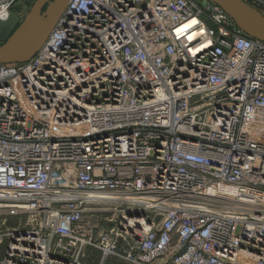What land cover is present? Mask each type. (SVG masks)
I'll list each match as a JSON object with an SVG mask.
<instances>
[{
	"label": "built area",
	"instance_id": "1",
	"mask_svg": "<svg viewBox=\"0 0 264 264\" xmlns=\"http://www.w3.org/2000/svg\"><path fill=\"white\" fill-rule=\"evenodd\" d=\"M89 248L264 264V41L212 0H70L34 57L0 64V264Z\"/></svg>",
	"mask_w": 264,
	"mask_h": 264
},
{
	"label": "water",
	"instance_id": "2",
	"mask_svg": "<svg viewBox=\"0 0 264 264\" xmlns=\"http://www.w3.org/2000/svg\"><path fill=\"white\" fill-rule=\"evenodd\" d=\"M247 35L264 41V14L244 0H212ZM70 0H18L0 19V64L30 60L48 40ZM22 10V11H20Z\"/></svg>",
	"mask_w": 264,
	"mask_h": 264
},
{
	"label": "rangeland",
	"instance_id": "3",
	"mask_svg": "<svg viewBox=\"0 0 264 264\" xmlns=\"http://www.w3.org/2000/svg\"><path fill=\"white\" fill-rule=\"evenodd\" d=\"M29 1V2H28ZM27 1V4L28 5H31L33 3L34 0H28ZM90 209H95L97 208L95 205H90L89 206ZM88 215L93 219L94 218V214L93 212H89ZM107 216V215H106ZM100 227H103V228H111L112 227V224L110 222H100ZM96 235V234H95ZM97 237V235H96ZM86 262L87 264H99V261L102 257V252L99 251V250H93V249H88L87 250V253H86ZM107 264H128L126 261L120 259V258H117L115 256H111L108 258V261H107Z\"/></svg>",
	"mask_w": 264,
	"mask_h": 264
},
{
	"label": "bare ground",
	"instance_id": "4",
	"mask_svg": "<svg viewBox=\"0 0 264 264\" xmlns=\"http://www.w3.org/2000/svg\"><path fill=\"white\" fill-rule=\"evenodd\" d=\"M91 198L90 200H97V201H106L108 198H111V195L107 192H101V193H91L90 194Z\"/></svg>",
	"mask_w": 264,
	"mask_h": 264
}]
</instances>
